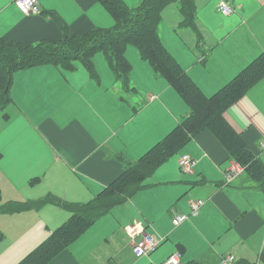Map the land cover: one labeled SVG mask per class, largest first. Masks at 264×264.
I'll return each mask as SVG.
<instances>
[{
    "label": "crops",
    "instance_id": "0c3cea01",
    "mask_svg": "<svg viewBox=\"0 0 264 264\" xmlns=\"http://www.w3.org/2000/svg\"><path fill=\"white\" fill-rule=\"evenodd\" d=\"M250 1L254 9L240 5L238 14L234 15L238 9L230 14L235 22L227 32L217 38L209 35L207 41L201 32L203 39L197 34L193 44H170L163 39L160 25L165 46L207 97L264 51V0ZM39 2L42 13L26 15L15 0H1L0 17L4 18L0 21V38L25 45L60 41L63 26L45 11H55L66 23L70 36L84 35L101 25L96 15L102 12L98 0ZM181 22L182 16L180 27L191 28ZM105 60L104 66L99 65L98 70L95 67L96 78L81 60H76L72 69L44 63L14 73L11 100L0 106L9 108L11 116V124L0 130L2 150L7 154L4 179L0 181L2 218L39 219L37 229L47 225L54 230L71 215L55 203L15 212L2 208L8 202L37 201L50 194L71 202H88L123 172L125 162H135L191 114L190 99L156 73L147 60L142 59L135 73L132 64L130 87L116 80L106 56ZM76 63L80 64L77 68ZM142 92L146 95L141 100ZM224 116L264 163V77ZM180 151L197 162L192 181L165 175L166 162ZM173 155L145 182L142 190L151 189L153 200L138 202L141 190L117 203L48 264H127L126 253L135 255L129 227L137 220L146 231L163 240L154 253L139 257V262L133 259L132 264H161L177 252L182 264L221 263L227 247L235 261L241 259L237 264H264V209L247 208L237 194L239 190L264 193L252 176L243 172L232 183H224V173L235 160L208 128ZM29 183H39V187L28 189ZM174 186H182L183 192L177 197L166 191ZM189 192L203 198L205 205L198 216L175 226V213L190 212L188 199L184 205L179 204ZM53 230H30L21 235L28 241L26 247L12 252L3 264L18 263ZM118 234L124 239H117Z\"/></svg>",
    "mask_w": 264,
    "mask_h": 264
},
{
    "label": "trees",
    "instance_id": "16d2710c",
    "mask_svg": "<svg viewBox=\"0 0 264 264\" xmlns=\"http://www.w3.org/2000/svg\"><path fill=\"white\" fill-rule=\"evenodd\" d=\"M98 1L107 7L115 19L112 27L95 28L74 37L70 36L66 23L55 11H45V14H49L63 26L64 36L60 41L43 40L25 45L0 38V106L11 100L13 76L17 70L44 63L62 64L67 69H72L74 62L81 60L96 78L93 59L100 51L104 52L116 80L125 87H130L132 63L127 58L126 51L133 44L156 73L165 77L179 93L190 99L192 112L166 138L154 144L135 162H125L123 172L88 202H71L50 194L37 201L6 203L2 209L7 212L39 209L47 203H55L71 212L67 221L55 228L17 264L50 263L83 234L98 216L141 191L146 186V180L163 162L205 128L216 135L233 160L245 167V171L264 192L263 161L224 116L231 105L264 77V51L213 96L207 97L165 46L159 31L164 9L175 2L179 4L181 25L195 28L196 0H140L132 8L123 0ZM196 31L202 40L201 31ZM261 255L264 259V252Z\"/></svg>",
    "mask_w": 264,
    "mask_h": 264
},
{
    "label": "rangeland",
    "instance_id": "374dc122",
    "mask_svg": "<svg viewBox=\"0 0 264 264\" xmlns=\"http://www.w3.org/2000/svg\"><path fill=\"white\" fill-rule=\"evenodd\" d=\"M1 1V0H0ZM124 3L129 7H135L140 2H133V1H126L123 0ZM229 1L231 6H234L237 10L238 14L241 11L240 5L246 4L248 5V9L252 10L254 7H251L252 5L250 0H196V6H197V15H196V23L195 28H187L182 29L180 27V12H179V4L177 2L169 4L164 12H163V20L161 23V35L163 36V39H165L170 44H177L180 45L183 41L186 44H193L194 41L197 39V33L196 30H199L203 32L205 35L206 41L208 40V36L210 35L213 38H217L219 34H222L224 32H227V28L231 24H233L235 21H231V16L233 15H224L219 11V7L222 2ZM254 6V5H253ZM102 9L101 14L99 11L96 13L98 14V22L101 20L100 27H111L115 24V19L113 18L112 14L108 11L107 7L102 4L99 5ZM4 18V16L0 17V21ZM238 24V23H237ZM188 47V46H187ZM126 56L129 59V61L133 64L134 73L135 71L139 70V67L141 68V63L143 62V58L140 54V51L136 45H129ZM94 64L96 67V70H98V66L102 65L103 63H106L105 55L103 52H97L94 56ZM101 61V62H99ZM103 62V63H102ZM78 63H81V61H78ZM80 64L76 63L75 68H77ZM82 67V66H81ZM74 68V69H75ZM133 72V71H132ZM141 76V73H140ZM135 80V77H132ZM134 84V83H132ZM141 96V100L144 98L145 93ZM11 124V116L9 112V108H3L0 107V130L4 129L5 127L9 126ZM4 147V142L0 139V181L4 179L3 170L6 166L7 162V154L2 150ZM183 152L180 151V153H177L173 155L165 164L164 167H166L167 174L166 176H170L176 180L181 179L182 177L186 178L185 180H194L195 177L193 175H186L182 173L180 166H179V155L181 156ZM4 156V157H3ZM178 157V158H177ZM243 166V165H242ZM244 172L245 167H244ZM22 185L26 184V182L21 183ZM27 185L28 189L37 188L39 187V183L36 185ZM1 186V182H0ZM2 187V186H1ZM184 188V187H183ZM7 192L9 189H6ZM143 191V190H142ZM151 189L144 190L141 194V196L138 199V202H149L150 200H153L154 193L151 192ZM167 192H170L174 196H179L182 191V186H174L173 188L166 189ZM239 190L237 191L238 197L240 194L239 199L244 202L247 208L252 207H259L261 209H264V193L261 192H249V190ZM2 193V192H1ZM192 198H198V196L193 195L192 193H187L182 197V200L180 201V205H184L186 203V200H190ZM183 213H189V212H183ZM7 218V220H5ZM39 221V219H38ZM34 219H29L25 216H15L14 218L9 219L7 216L2 218L0 216V264H3L5 259L14 251L19 250L20 248L26 247L27 240L21 235L27 233L30 230H38V231H44L47 230V232H50L51 227H47V225H44L42 229H37V222ZM46 238V237H45ZM44 238V239H45ZM117 239H124V237L120 234L116 236ZM43 239V240H44ZM42 242V241H40ZM40 242L38 244H40ZM38 244L36 246H38ZM228 246V244H227ZM25 250V249H24ZM27 252V251H26ZM230 249L227 247V255L230 253ZM27 252L26 254H28ZM24 254V253H23ZM126 263L132 264L134 260L135 262H139L141 259L140 256L135 253V255H132L131 253H126ZM134 259V260H133ZM241 261V259L234 261L233 264H237ZM222 262V260H221ZM254 263L257 262V259L253 261ZM17 263V262H16ZM15 263V264H16ZM211 264H221L220 262L213 261Z\"/></svg>",
    "mask_w": 264,
    "mask_h": 264
},
{
    "label": "built area",
    "instance_id": "2783aa9c",
    "mask_svg": "<svg viewBox=\"0 0 264 264\" xmlns=\"http://www.w3.org/2000/svg\"><path fill=\"white\" fill-rule=\"evenodd\" d=\"M20 3H25V8L21 9L19 7ZM16 6L19 10L26 15H36L42 13V8L39 0H30V2H25V0H15ZM219 11L224 15H230L236 11L234 6H231L228 2H222ZM261 148L264 149V140L261 141ZM196 160L188 153H184L179 158V166L182 173L186 175H194L196 171ZM244 172V166L239 162L234 161L232 165L224 173V183H232L237 176ZM205 205V200L203 198H192L189 200V213H175L172 218V222L175 226H179L182 223L188 221L193 216H198L201 213L202 207ZM129 231L133 236V250L140 257L150 256L154 253L160 246L163 238L157 234L150 233L146 231L142 222L137 220L133 226L129 227ZM235 261L234 255H226L221 264H233ZM161 264H182L180 254L173 253L168 256Z\"/></svg>",
    "mask_w": 264,
    "mask_h": 264
},
{
    "label": "snow or ice",
    "instance_id": "6c2138e0",
    "mask_svg": "<svg viewBox=\"0 0 264 264\" xmlns=\"http://www.w3.org/2000/svg\"><path fill=\"white\" fill-rule=\"evenodd\" d=\"M25 2H30V0H25ZM19 7L21 9H24L25 8V3H20Z\"/></svg>",
    "mask_w": 264,
    "mask_h": 264
}]
</instances>
